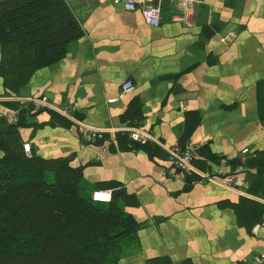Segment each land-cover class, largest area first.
<instances>
[{
  "label": "crops",
  "instance_id": "0c3cea01",
  "mask_svg": "<svg viewBox=\"0 0 264 264\" xmlns=\"http://www.w3.org/2000/svg\"><path fill=\"white\" fill-rule=\"evenodd\" d=\"M66 1L82 33L58 60L37 67L31 48L0 43V111L45 95L92 126L136 122L165 145L192 141L195 167L218 175L177 179L157 143L84 141L68 117L25 107L30 154L83 189L110 188L106 205L131 220L110 264H235L264 250V0H194L187 20L180 0H160L158 25L113 0ZM125 79L133 88L119 95Z\"/></svg>",
  "mask_w": 264,
  "mask_h": 264
},
{
  "label": "trees",
  "instance_id": "16d2710c",
  "mask_svg": "<svg viewBox=\"0 0 264 264\" xmlns=\"http://www.w3.org/2000/svg\"><path fill=\"white\" fill-rule=\"evenodd\" d=\"M81 33L66 0H0V43L31 48L37 67L61 58ZM5 103L20 112L11 123L0 115V264H110L120 239L133 231L131 220L106 205L113 196L95 201L78 175L49 173L26 154L18 127L32 107Z\"/></svg>",
  "mask_w": 264,
  "mask_h": 264
},
{
  "label": "built area",
  "instance_id": "2783aa9c",
  "mask_svg": "<svg viewBox=\"0 0 264 264\" xmlns=\"http://www.w3.org/2000/svg\"><path fill=\"white\" fill-rule=\"evenodd\" d=\"M116 3H122L124 7L128 9L140 8L144 20L151 25H158L161 19V6L160 0H113ZM185 6V11L182 15H175L179 19H188L189 13H191L192 2L194 0H180ZM133 88V81L131 79H125L121 83V90L119 95H123ZM23 101L29 104L32 109H50L54 110L73 121L77 126V131L80 137L84 141H95L102 140L106 143V140L112 139L115 141V137L119 133H126L127 137L131 141H136L139 143L152 142L157 143L162 146L168 153L169 159L171 161L170 171L171 175L177 179L190 178L192 181L202 182L205 180L218 179L217 173L210 170H200L195 167L193 159L195 156L197 144L192 141H187L183 145L173 144L165 145L160 142L146 127L140 125L139 123H127L121 124L119 126L112 127H96L92 126L80 119L75 118L70 114L71 109L74 108L70 103H57L53 104L48 100L45 95L37 96H25L20 98H11ZM180 108H184L183 100H180ZM20 108L6 107L4 110L0 111L7 122H14L18 118ZM108 133V138L105 135ZM106 146L105 144L101 146V149ZM22 148L24 152L30 155L31 144L29 141L22 142ZM244 151L247 148L243 149ZM221 182L229 187L236 188L239 185V181L235 178L232 173H223ZM91 197L95 201H109L112 198V192L110 188H95L92 190ZM235 264H264V250L257 251L250 256L243 257L241 260L237 261Z\"/></svg>",
  "mask_w": 264,
  "mask_h": 264
},
{
  "label": "rangeland",
  "instance_id": "374dc122",
  "mask_svg": "<svg viewBox=\"0 0 264 264\" xmlns=\"http://www.w3.org/2000/svg\"><path fill=\"white\" fill-rule=\"evenodd\" d=\"M17 119H18V118H16V120H17ZM16 120H15V121H16ZM21 126H22V125H20L19 128H20ZM21 133H23V132H21Z\"/></svg>",
  "mask_w": 264,
  "mask_h": 264
}]
</instances>
